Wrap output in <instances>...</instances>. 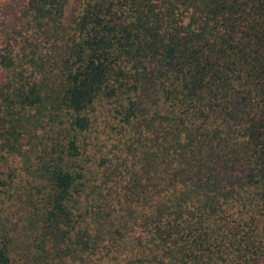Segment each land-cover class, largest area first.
<instances>
[{
  "label": "trees",
  "instance_id": "16d2710c",
  "mask_svg": "<svg viewBox=\"0 0 264 264\" xmlns=\"http://www.w3.org/2000/svg\"><path fill=\"white\" fill-rule=\"evenodd\" d=\"M4 15L0 264H264V0Z\"/></svg>",
  "mask_w": 264,
  "mask_h": 264
},
{
  "label": "rangeland",
  "instance_id": "374dc122",
  "mask_svg": "<svg viewBox=\"0 0 264 264\" xmlns=\"http://www.w3.org/2000/svg\"><path fill=\"white\" fill-rule=\"evenodd\" d=\"M19 1L20 0H0V4H2L0 5L1 6L0 11H2L5 14L3 17L4 23L9 22L10 19L9 16L13 17V12L15 10V7H17Z\"/></svg>",
  "mask_w": 264,
  "mask_h": 264
}]
</instances>
